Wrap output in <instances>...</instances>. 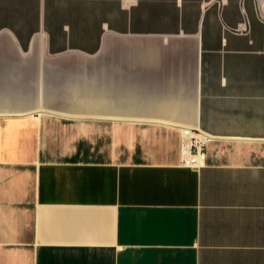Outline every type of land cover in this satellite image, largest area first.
Wrapping results in <instances>:
<instances>
[{
    "label": "crops",
    "instance_id": "obj_1",
    "mask_svg": "<svg viewBox=\"0 0 264 264\" xmlns=\"http://www.w3.org/2000/svg\"><path fill=\"white\" fill-rule=\"evenodd\" d=\"M0 264H264V0H0Z\"/></svg>",
    "mask_w": 264,
    "mask_h": 264
},
{
    "label": "built area",
    "instance_id": "obj_2",
    "mask_svg": "<svg viewBox=\"0 0 264 264\" xmlns=\"http://www.w3.org/2000/svg\"><path fill=\"white\" fill-rule=\"evenodd\" d=\"M209 138L208 133L200 128L182 127L180 164L199 167L204 161V146Z\"/></svg>",
    "mask_w": 264,
    "mask_h": 264
}]
</instances>
